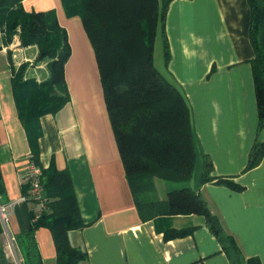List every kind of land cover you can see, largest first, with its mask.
Instances as JSON below:
<instances>
[{
  "label": "crops",
  "instance_id": "1",
  "mask_svg": "<svg viewBox=\"0 0 264 264\" xmlns=\"http://www.w3.org/2000/svg\"><path fill=\"white\" fill-rule=\"evenodd\" d=\"M23 5L27 11L55 9L68 33L71 55L65 78L70 101L57 113L40 118V162L44 169L54 163L72 177L88 224L69 233L71 245L88 254L82 264H231L203 217L142 220L81 18L68 17L62 0H24ZM248 23L246 0H173L166 23L171 58L161 72L180 88L191 108L197 153L192 188L234 236L245 258L264 264V157L257 167L243 172L255 140L264 141V128L257 131ZM3 34L0 27V166L5 188L0 204L15 203L9 230L19 245L31 228L34 204L21 201L29 198L26 175L32 159L13 93V67L28 63L26 78L39 81L47 79L50 71L47 60L39 61L46 64V72L37 63V46H22L18 35L6 44ZM206 161L213 164L212 176L230 178L243 190L235 192L215 182L200 186ZM189 228H195L192 235L166 239L167 232ZM35 239L43 263L56 264L51 232L40 228ZM7 245L2 233L0 252L6 264H14Z\"/></svg>",
  "mask_w": 264,
  "mask_h": 264
},
{
  "label": "trees",
  "instance_id": "2",
  "mask_svg": "<svg viewBox=\"0 0 264 264\" xmlns=\"http://www.w3.org/2000/svg\"><path fill=\"white\" fill-rule=\"evenodd\" d=\"M24 0H0V27L4 42L19 36L22 46H37V61L47 60L50 75L39 81L26 78L28 63L13 67V93L19 117L26 129L32 161L41 168V184L47 209L21 236L23 264H44L35 233L48 229L56 248V264H82L88 254L74 248L69 233L87 223L78 205L72 177L52 163L41 167L40 118L54 114L70 101L65 64L71 55L67 30L55 9L27 11ZM173 0H62L68 17L79 16L93 46L110 123L126 179L136 208L144 221L161 217L200 216L220 243L231 264H260L245 258L234 236L191 186L196 146L191 108L180 88L154 63L158 31L163 37L165 64L171 58L166 32L168 10ZM249 8L248 38L257 107V131L264 128V0H246ZM264 157V141L255 140L243 172L257 167ZM206 161L199 185L215 182L240 192L230 178L212 176ZM29 184V183H28ZM30 191V184L26 193ZM5 192L0 166V195ZM163 195V199H161ZM195 228L167 232L166 239L192 235ZM3 233L0 225V235ZM0 252V262L6 264Z\"/></svg>",
  "mask_w": 264,
  "mask_h": 264
},
{
  "label": "built area",
  "instance_id": "3",
  "mask_svg": "<svg viewBox=\"0 0 264 264\" xmlns=\"http://www.w3.org/2000/svg\"><path fill=\"white\" fill-rule=\"evenodd\" d=\"M27 179L30 184L29 198H22V202L30 200L34 204V218L32 223H36L42 216V213L47 209V199L44 195V190L41 184L42 170L33 161L29 164L27 170ZM15 203L8 205L0 204V225L2 226L3 233L8 238L7 249L14 264H23V258L17 239L11 235L9 230V223Z\"/></svg>",
  "mask_w": 264,
  "mask_h": 264
},
{
  "label": "rangeland",
  "instance_id": "4",
  "mask_svg": "<svg viewBox=\"0 0 264 264\" xmlns=\"http://www.w3.org/2000/svg\"><path fill=\"white\" fill-rule=\"evenodd\" d=\"M36 62V60H34ZM38 64H43V71H47V66L45 63H39ZM154 63L155 66L160 70L164 71L165 68V57H164V49H163V40H162V34L160 31H158V34L155 39V46H154ZM196 175V168L194 170V174ZM195 178V177H194ZM192 185V184H191Z\"/></svg>",
  "mask_w": 264,
  "mask_h": 264
}]
</instances>
